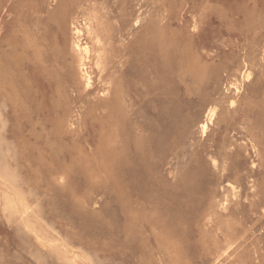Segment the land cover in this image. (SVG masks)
Returning <instances> with one entry per match:
<instances>
[{"label":"rangeland","instance_id":"rangeland-1","mask_svg":"<svg viewBox=\"0 0 264 264\" xmlns=\"http://www.w3.org/2000/svg\"><path fill=\"white\" fill-rule=\"evenodd\" d=\"M0 64V264H264V0H0Z\"/></svg>","mask_w":264,"mask_h":264},{"label":"bare ground","instance_id":"bare-ground-1","mask_svg":"<svg viewBox=\"0 0 264 264\" xmlns=\"http://www.w3.org/2000/svg\"><path fill=\"white\" fill-rule=\"evenodd\" d=\"M137 23V22H136ZM74 33V32H73ZM75 33L76 34H79L80 33V31H78V30H75ZM98 42V41H97ZM100 44V43H99ZM75 46V48L78 50V53L80 54V56H81V60H85V59H88V56H89V49H88V47L86 46V45H83V46H79V45H74ZM42 58V57H41ZM102 58V57H101ZM104 58V57H103ZM111 59V58H110ZM86 61V60H85ZM37 62V61H36ZM1 65V64H0ZM102 65V64H101ZM86 67V66H85ZM121 67V66H120ZM121 69V68H120ZM82 71H84L83 72V77H84V79H85V81H86V86L87 85H89L90 84V77H89V75L85 72V69H84V67H82V69H81ZM113 70V69H112ZM87 71V70H86ZM101 71V70H100ZM128 71V70H127ZM1 74V73H0ZM102 74V73H101ZM115 76V75H114ZM113 79V78H112ZM108 84H109V82H108ZM108 86H110V85H108ZM109 88V87H108ZM115 88V87H114ZM119 89H120V87H119ZM106 91V90H105ZM135 91V90H134ZM143 91V90H142ZM104 92V91H103ZM144 92V91H143ZM122 104V103H121ZM113 107V106H112ZM213 115H214V111L212 110V109H210L209 111H208V113H207V120H208V123H210L211 121H212V118H213ZM200 129H201V131H202V134H205L206 133V130L208 129L207 128V123H202L201 125H200ZM231 226V225H230ZM214 227V226H213ZM234 244V243H233ZM232 246V245H231Z\"/></svg>","mask_w":264,"mask_h":264}]
</instances>
